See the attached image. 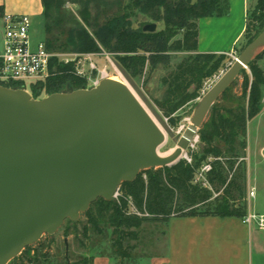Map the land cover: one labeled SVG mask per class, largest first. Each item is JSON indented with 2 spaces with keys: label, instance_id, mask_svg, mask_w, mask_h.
Wrapping results in <instances>:
<instances>
[{
  "label": "trees",
  "instance_id": "obj_1",
  "mask_svg": "<svg viewBox=\"0 0 264 264\" xmlns=\"http://www.w3.org/2000/svg\"><path fill=\"white\" fill-rule=\"evenodd\" d=\"M42 1L46 32L44 42L50 52L94 53L105 49L110 53L126 54L122 60L135 74L145 69L150 59L148 54L167 50L192 53L161 79L165 93L161 99H155L172 125L178 122L179 117L175 114L184 105L200 97L204 80L218 72L227 58L224 54L195 52L199 43V19L226 14L229 0H197L195 3L193 0ZM67 2L79 4L78 12L66 8ZM136 13L163 21L165 31L146 32L143 26L134 28L132 17ZM254 17L257 29L253 35H248L247 45L264 29V0H257ZM173 29H182V37L172 40ZM248 31L247 23L245 35L250 34ZM263 55L264 50L248 63L251 75L245 68L240 73L244 78L240 102L234 106L220 104L227 99L229 87L211 108L207 121L199 130L202 145L200 157L190 153L191 162L180 159L171 166L148 169L133 181L121 184L119 201L99 198L85 212L93 230L100 232L101 222L115 227V250L120 256H126L123 241L135 236L134 231L130 230L139 228L144 222L167 221L172 215H247L246 205L235 208L231 202L245 193L246 167L242 163L244 159H239L245 156L242 152L247 148L248 121L258 115L262 108L264 71L257 65V60ZM49 69L46 80L31 85L34 98H39L45 88L49 95L87 87L85 78L76 72L72 62L65 63L54 56ZM3 85L24 87L18 81ZM205 162H210L212 166L208 174L211 188L193 183L196 170ZM228 169H236V173L229 177ZM212 189L220 192L214 199ZM129 197L141 215L128 213ZM209 202L215 203L214 208L210 209ZM206 204L208 209H199V206ZM88 231L89 227L85 225L84 235ZM31 248L28 246L21 253L22 257H29V262L34 261L30 256ZM82 264H94V257L82 259Z\"/></svg>",
  "mask_w": 264,
  "mask_h": 264
},
{
  "label": "water",
  "instance_id": "obj_2",
  "mask_svg": "<svg viewBox=\"0 0 264 264\" xmlns=\"http://www.w3.org/2000/svg\"><path fill=\"white\" fill-rule=\"evenodd\" d=\"M143 30L156 32L157 23ZM263 50L264 29L203 95L167 156L160 152L165 133L124 81L103 78L43 98L0 84V264L79 219L97 199L112 200L123 182L176 163L213 105Z\"/></svg>",
  "mask_w": 264,
  "mask_h": 264
},
{
  "label": "rangeland",
  "instance_id": "obj_3",
  "mask_svg": "<svg viewBox=\"0 0 264 264\" xmlns=\"http://www.w3.org/2000/svg\"><path fill=\"white\" fill-rule=\"evenodd\" d=\"M128 1V0H126ZM197 0H193L195 3ZM255 6L253 3L250 7L248 25L249 31L245 35L243 42L235 51L239 56L243 49L247 46L248 35H253L254 30L257 29L255 23ZM66 8L77 13L79 4L71 2L66 3ZM133 27L138 28L145 26L149 23H157V32L165 31L166 26L163 21H155L150 16L136 13L132 17ZM44 20H40L37 25L33 27L31 43L36 46L39 42L45 41L46 32ZM1 29V28H0ZM173 38L178 39L183 35L182 29H173ZM234 52V54H235ZM75 53V52H74ZM93 59L98 67L93 73H90L92 79L85 78L87 87L96 85L99 78L100 71L106 69L108 78H117L118 80L125 81L139 97L141 102L151 113L153 118L159 124L165 133V142L160 147L161 152H167L175 148L182 133L185 131L189 123H191L194 110L203 97H200L184 105L175 115L178 116L177 125H172L168 117L155 103V99H161L165 93V86L161 83V79L167 75L180 61L188 57L192 53L187 51H171L167 50L158 54H148L149 60L147 61L145 69L138 74L129 70L122 59L126 54H115L107 52L105 49L93 53ZM60 60V59H59ZM232 56L226 58L218 71L226 70L231 66L230 61ZM62 61V60H60ZM257 65L264 71V55L257 60ZM227 69V70H228ZM249 75L251 70L249 66L245 68ZM226 70V71H227ZM225 71V72H226ZM217 73V72H216ZM215 74V73H214ZM214 74L206 78L203 82L213 79ZM101 81V80H100ZM99 81V82H100ZM35 81L28 79L25 81L26 90L32 95L33 91L31 85ZM37 83V82H36ZM210 83V82H209ZM216 83V82H215ZM214 83V84H215ZM213 84V85H214ZM209 88V90L213 87ZM244 92V78L240 74L230 86L227 99L221 102L224 106H234L240 102V97ZM201 93V91H200ZM262 94L264 96V85H262ZM46 88L41 92L39 98L47 96ZM247 148L242 155V159L246 167V188L243 197L238 198L236 201L231 202L232 207L240 208L246 205V214H248L252 207L253 212H256L257 226L264 231V100L262 99V108L258 115L250 119L247 124ZM199 135V134H198ZM200 139L195 143L194 147H189L187 152L188 157L190 153L201 154ZM180 159H186L181 157ZM179 159V160H180ZM178 160V161H179ZM228 174L236 173V169H228ZM146 177V176H145ZM254 191L255 194L251 195ZM215 189H212V199L219 195ZM237 194V193H236ZM213 200H210V202ZM210 209L214 208L215 203H210ZM205 206H199L200 210H206ZM89 227L87 235H84V226ZM100 232L93 230L91 224H88V217L85 213L81 214L76 221L67 220L65 224L53 235L45 234L30 250V256L34 260L29 262L28 256L22 257L19 254L12 259L9 264H82V259H89L94 257V264H149L151 259L155 256H164L167 252V238H166V225L165 221H149L144 222L139 228H132L135 236L126 238L123 241V251L125 255L120 256L115 250V241L117 234L115 227L110 226L106 222L100 223ZM68 246V255L66 256V248ZM256 258V255H254ZM264 264V252L261 254ZM256 264V261H255Z\"/></svg>",
  "mask_w": 264,
  "mask_h": 264
},
{
  "label": "crops",
  "instance_id": "obj_4",
  "mask_svg": "<svg viewBox=\"0 0 264 264\" xmlns=\"http://www.w3.org/2000/svg\"><path fill=\"white\" fill-rule=\"evenodd\" d=\"M256 2L229 0L226 14L200 18L195 53L224 54L229 58L245 38L250 7ZM5 14L29 15L30 38L34 25L40 20L45 22L42 0H0V51ZM253 211L251 207L248 214L256 216ZM244 218L217 214L172 215L165 221L167 252L153 257L149 264H255V261L262 264L264 231L256 220L247 223Z\"/></svg>",
  "mask_w": 264,
  "mask_h": 264
},
{
  "label": "built area",
  "instance_id": "obj_5",
  "mask_svg": "<svg viewBox=\"0 0 264 264\" xmlns=\"http://www.w3.org/2000/svg\"><path fill=\"white\" fill-rule=\"evenodd\" d=\"M31 17L26 14H5L3 15V29H4V41L3 49L0 51V84H5L13 81H18L25 84L28 79H33L36 83L38 81H44L49 76V66L52 57L56 56L65 63H74L76 72L82 77H88L92 79L90 73H93L98 69L96 62L93 59V53H73V52H50L45 42H39L36 46L31 43ZM232 65L238 58V55L231 53ZM248 66H245L247 68ZM228 69V68H227ZM226 69V70H227ZM226 70H222L214 74L215 80L210 79L203 84L201 88V95H204L209 88L217 82L225 73ZM108 72L106 69L100 71L99 78L95 82L96 85L103 78H108ZM210 82V83H209ZM26 89V86L24 85ZM199 135L190 144L189 147H194L198 141ZM186 160L191 162L192 158L188 157L185 152ZM210 162H205L199 169L196 170L193 183L200 185L201 187L211 188L208 174L212 171ZM255 192L252 191L251 195ZM122 192L120 187L114 194L113 199L119 201ZM128 213H135L141 215V212L136 208L131 197L128 198ZM256 216L248 214L244 218V222L250 223Z\"/></svg>",
  "mask_w": 264,
  "mask_h": 264
},
{
  "label": "bare ground",
  "instance_id": "obj_6",
  "mask_svg": "<svg viewBox=\"0 0 264 264\" xmlns=\"http://www.w3.org/2000/svg\"><path fill=\"white\" fill-rule=\"evenodd\" d=\"M111 79H114V80H118L117 78H111ZM119 81H122V80H119ZM125 82V81H124ZM176 148V147H175ZM175 148H172V149H170L169 151H167V152H161V155H163V156H167V155H169L170 153H172L173 151H174V149Z\"/></svg>",
  "mask_w": 264,
  "mask_h": 264
}]
</instances>
